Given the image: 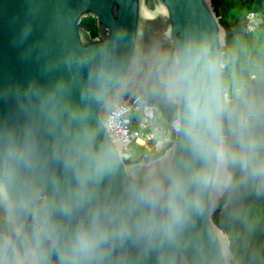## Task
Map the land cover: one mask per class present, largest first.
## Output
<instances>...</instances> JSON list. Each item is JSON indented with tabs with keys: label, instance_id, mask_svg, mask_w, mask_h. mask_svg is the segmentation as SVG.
I'll return each mask as SVG.
<instances>
[{
	"label": "water",
	"instance_id": "1",
	"mask_svg": "<svg viewBox=\"0 0 264 264\" xmlns=\"http://www.w3.org/2000/svg\"><path fill=\"white\" fill-rule=\"evenodd\" d=\"M83 16L94 18V36L79 24ZM163 45L172 48L164 97L175 106L173 137L158 153L127 161L111 119L131 106ZM194 53L216 64L222 98L229 96L235 67L212 0H0V166L6 150H18L26 163L16 190L32 201L7 212L0 205V218L27 242L21 249L0 231L4 264H61L76 229L93 223L108 239L91 264H232L228 234L213 220L231 179L224 110V159L205 161L182 131V101L167 87ZM100 152L106 163L98 174L85 161ZM201 173L208 183L196 180ZM173 179L183 185L179 223L167 209ZM149 187L152 205L138 195ZM38 222L47 234L42 249Z\"/></svg>",
	"mask_w": 264,
	"mask_h": 264
},
{
	"label": "trees",
	"instance_id": "2",
	"mask_svg": "<svg viewBox=\"0 0 264 264\" xmlns=\"http://www.w3.org/2000/svg\"><path fill=\"white\" fill-rule=\"evenodd\" d=\"M212 4L226 29L235 67L229 101L223 98L231 179L213 220L228 234L232 264H264V0H212ZM249 13H258L262 21L255 30L247 31L244 19ZM79 24L95 35L93 17L83 16ZM171 51L168 45L161 47L147 81L132 99L153 106L157 123L163 126L175 119V106L164 97ZM166 146L146 152L145 156ZM130 150L127 161L145 153L137 144ZM0 231L14 236L21 249L26 247L25 238L16 235L12 225L1 218Z\"/></svg>",
	"mask_w": 264,
	"mask_h": 264
},
{
	"label": "clouds",
	"instance_id": "3",
	"mask_svg": "<svg viewBox=\"0 0 264 264\" xmlns=\"http://www.w3.org/2000/svg\"><path fill=\"white\" fill-rule=\"evenodd\" d=\"M251 14V13H249ZM254 14V13H253ZM201 53L192 54L191 59L178 66L169 76L168 90L174 97L182 101L184 107V124L182 131L193 148L205 160L215 156L217 161H222L225 156V148L221 139V124L219 117L224 110L219 72L216 64L211 60L200 63ZM200 74L206 76L201 82ZM26 163L18 150L10 148L6 150L3 165L0 166V205L5 211L13 210L18 204L30 206L32 201L21 197L16 190L19 174V165ZM94 163L97 173H102L106 163L103 152L85 161V167ZM209 177L205 173L198 174L196 180L208 183ZM78 183L84 182V177L77 173ZM183 185L179 180L170 182L169 200L167 209L173 223H179L184 215L181 202ZM141 201L150 205L155 204L157 196L153 188L149 187L138 191ZM38 215V212H37ZM48 229L52 226L49 223ZM47 235L45 226L37 223L36 246L42 249V241ZM108 234L101 230L100 226L93 223L91 226H81L74 232L70 246L61 251V264H65V256L74 258L75 264H91L93 258L100 252L102 245L107 241ZM0 264H4L0 260ZM20 264H28L27 260ZM33 264H37L34 260ZM43 264V261H39Z\"/></svg>",
	"mask_w": 264,
	"mask_h": 264
},
{
	"label": "built area",
	"instance_id": "4",
	"mask_svg": "<svg viewBox=\"0 0 264 264\" xmlns=\"http://www.w3.org/2000/svg\"><path fill=\"white\" fill-rule=\"evenodd\" d=\"M252 15L250 19L253 20ZM155 111L153 106L133 100L129 108L112 117L111 123L120 130L126 143L125 158L131 157L130 147L133 144L142 146L145 149V153H143L145 156L146 152L151 149L147 146L150 138L160 136L161 141H165L164 143L172 139L174 120L168 126L159 125L157 123L158 115ZM159 148L161 147L159 146Z\"/></svg>",
	"mask_w": 264,
	"mask_h": 264
},
{
	"label": "rangeland",
	"instance_id": "5",
	"mask_svg": "<svg viewBox=\"0 0 264 264\" xmlns=\"http://www.w3.org/2000/svg\"><path fill=\"white\" fill-rule=\"evenodd\" d=\"M251 14H253V13H251ZM251 14L246 15V17H248L249 20H250V22L248 21V22H249V27H247V31L255 30L254 28H255V26H256V24L253 22V20L250 19V18H251ZM253 16H259V14H258V13H255V14L252 15V17H253ZM251 77L254 78L253 75H252ZM224 99H225L226 101H229L228 96L225 97ZM164 142H165V141H161V137H160V136H156V137H154V138H150V139L148 140V142H147V146H148L149 148H151L150 151H155V150L159 149V146H160V147H163V146H166V145L169 143V142H166V143H164ZM156 146H157V147H156Z\"/></svg>",
	"mask_w": 264,
	"mask_h": 264
},
{
	"label": "flooded vegetation",
	"instance_id": "6",
	"mask_svg": "<svg viewBox=\"0 0 264 264\" xmlns=\"http://www.w3.org/2000/svg\"><path fill=\"white\" fill-rule=\"evenodd\" d=\"M262 19V18H261ZM244 21H245V23H246V29H247V27H249V22H250V20H249V18L248 17H246L245 19H244ZM249 21V22H248ZM260 23V22H259ZM259 23H255L256 24V26H255V28L254 29H256L257 27H258V24ZM254 76V75H253ZM251 78H253V77H251Z\"/></svg>",
	"mask_w": 264,
	"mask_h": 264
}]
</instances>
